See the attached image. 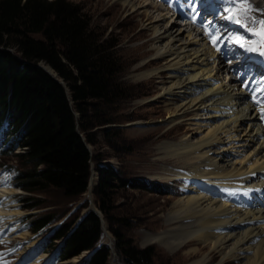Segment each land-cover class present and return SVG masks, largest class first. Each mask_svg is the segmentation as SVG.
Here are the masks:
<instances>
[{
	"label": "trees",
	"instance_id": "obj_1",
	"mask_svg": "<svg viewBox=\"0 0 264 264\" xmlns=\"http://www.w3.org/2000/svg\"><path fill=\"white\" fill-rule=\"evenodd\" d=\"M111 49L114 46L104 47L85 14L68 0H0V123L7 121L16 133L8 149L20 148L15 157L24 171L17 186L24 192L36 194L52 188L72 200L87 192L92 160L87 148L92 144L89 132L104 123L96 102L114 94L117 72ZM42 64L63 84L40 68ZM95 172L97 208L109 225L115 252L124 264H152V250L137 248L124 235L127 221L112 216L116 188L144 187L122 179L112 167L98 166ZM21 202L29 210L41 206L34 196ZM79 219L80 215L66 219L54 231L51 241H63V261L94 250L102 236V221L96 213ZM54 221L55 217L43 214L30 225L41 230ZM110 256V248L101 245L85 264H109Z\"/></svg>",
	"mask_w": 264,
	"mask_h": 264
},
{
	"label": "rangeland",
	"instance_id": "obj_2",
	"mask_svg": "<svg viewBox=\"0 0 264 264\" xmlns=\"http://www.w3.org/2000/svg\"><path fill=\"white\" fill-rule=\"evenodd\" d=\"M68 1L75 4L85 14L90 22V28L92 29L94 36L101 40L104 47L114 46V49H111L109 52L114 63V69L117 72L113 77L114 94L110 95L105 101L96 102L97 111L100 113L101 120H103L102 122L104 123L101 125H94L93 129L89 132L91 134L92 144L88 143L87 148L92 160L90 163L91 176L87 192L81 197L72 200L64 197L61 191L52 188L36 194L26 193L18 187L12 189L13 191H11L14 196L18 198L20 197L19 199H11L12 202H17L23 198L34 196L41 203V206L37 209L26 210L23 209L26 204L20 202V204H18L20 210L14 209L17 205L14 207L11 206L12 209L9 208V210L18 211L16 213L20 215L19 217L26 216L29 220L45 214L55 217V221L42 233H37L35 235H28L25 233V235H28L27 237H32L30 244L20 243L22 240L16 242L15 239L9 242H4V234L1 233L0 264H20V260L21 263L24 261L27 263L28 259L31 256L34 257L36 253V250L33 252L30 250L31 247H34L43 241L49 234V231L63 221L70 211L80 203L82 205L80 207L78 206L79 208L77 207L67 219L70 218L71 220L79 215L82 216L90 208L98 211L97 199L94 195V188L97 183L95 168L98 166L112 167L118 174H120L122 179L133 181L134 185L140 184L144 187V189H132L127 186L124 188H116L112 193L111 206L114 212L112 216L127 221L128 227L123 229L124 235L127 239L131 240L137 248H150L152 250L154 253L152 264H191L193 261L204 256L207 257L206 261L208 260V262L214 257V260L210 262L211 264H222L221 257L219 254L212 251V246H210V244L204 249L202 248L203 244H192L176 250L174 253H169L162 246H159L154 242H147L150 238L158 235H167L170 229L182 223H169L173 212L171 208H173V204L178 202L182 196L175 197L173 195H168L162 192V189L165 183H169L170 180L173 179V176L171 175L172 172L174 173L179 168L188 169V165L197 161L195 160L197 153L187 155V157H178L174 155L173 157L176 156V158H170V163H158V158H162L166 155L164 152H158L156 150L160 144L164 143L163 141L162 143L155 144L153 147L155 152L152 154V157L149 156L147 159L148 154L146 153L145 148L148 141L146 140L145 135L148 132H146V130L150 129L149 131H153L151 140H155L159 133L170 130L165 139V142L167 143H180L183 142L185 138L191 139L192 142H198L203 140L209 131V128L206 126L207 124L200 120L188 122V126L185 125L172 128L170 121L177 116L175 117V114L167 116L168 109L172 108L166 106L167 103H165V100L167 98L161 96L160 91H158L160 88L158 79L141 82L135 80L134 75L141 73H135V69L155 58V56L151 55L153 49V42L151 40L154 38V35L149 27H151L152 24L148 25V22L140 21V10L137 12L124 11L123 9L119 10L117 7H112L108 0ZM149 1L160 7L158 13L165 18L168 17L163 22L161 21L158 23L159 28L162 32L167 30L175 40L181 39L182 41V39H184V34L182 36H179V34L180 31L182 32L185 30L176 23L173 16H170V14L166 12L168 6H171L176 11L182 12L184 17L186 15H191L195 21L200 19V15L192 12L193 8H197V11L200 13V7L195 3L191 4V2L187 0ZM200 1H205L207 3L213 2L215 7H210V11H215L216 7L222 10L221 14L227 11L226 5L222 0ZM195 2L198 3V1ZM184 3H188L190 5L189 8H187ZM260 4L257 2L255 3V5L263 11ZM240 7H243V5H240ZM143 10H147L151 13L154 12L147 8L141 9V11ZM208 16H210V14L205 15L206 18L202 16V20H207V22H209L211 18ZM154 18H156L155 21H160V17H158L157 14L154 15ZM170 18H172V20ZM218 18L221 19L216 20ZM255 19L264 20V18L261 17H256ZM224 21L225 20L222 17L217 16L214 17V23H210L214 26L215 24H222ZM198 23L205 26V22L198 21ZM247 26L248 25L246 24L245 27ZM214 27L216 28V26ZM183 28L187 29V25ZM239 29L242 31L244 28L240 27ZM191 31L193 38L196 37V35L199 36L198 31ZM253 31L259 32L260 27L257 26ZM245 35L249 36V33L245 32ZM31 37L34 39H41L40 35H31ZM251 38H255V36H251ZM255 41L256 39H251L249 42L255 43ZM174 44L179 46L181 42H175ZM11 51L13 52L14 50ZM164 62L165 60H162L159 64L148 67L145 70L151 71L160 68L164 66ZM218 78L223 84H227V80L224 79L223 75H220V73ZM248 84L249 83L246 85ZM92 121L96 123L94 119H92ZM156 129L161 130L156 133L154 132ZM238 145L239 143L220 144L217 146V151H221L219 153L220 155H223L229 163L235 164V167L242 171L245 170L249 165L248 163L251 162V158H247V156L254 147L242 148L238 147ZM223 149L226 150L222 151ZM16 153L17 152H13L9 156H0L1 170L4 169L6 164H8L17 167L19 172L24 171L23 163L19 162L15 157ZM184 174L188 175L189 173ZM4 180H9V178H5ZM17 181L18 179L15 182L17 183ZM184 186H186V184H184ZM0 187L9 189L5 186ZM198 187L201 186L198 184ZM155 189H160L161 192L155 193ZM201 189L202 187L198 188L200 192H202ZM184 194H186L185 189ZM209 194H218L223 197V194L221 193L212 192ZM216 201L218 202V200ZM0 202H2L0 205L3 204V208H8L5 206V200ZM183 222H188V220ZM5 224H7V222L1 221L0 228ZM108 226V223L104 220V226L102 224L104 231L103 243L111 248L109 264H124L121 257L115 252V240L109 232ZM17 230L16 227L11 232ZM21 235L22 234H20V236ZM62 243V240L57 242L48 240L45 247L47 248L45 250V255L40 256L41 259L37 261V264L54 263L53 253ZM193 248H199L200 251L198 257L192 259L187 257L186 253ZM19 249L22 251L20 252L21 254L18 252ZM25 252L29 253L26 254L25 258L21 259L22 254ZM29 255L31 256L29 257ZM82 255L83 254H80L79 256L62 261V264H66L74 258H78ZM85 256L86 255H84V258ZM84 258L79 264H85ZM28 264H32V262H29ZM227 264H239V261H230Z\"/></svg>",
	"mask_w": 264,
	"mask_h": 264
},
{
	"label": "bare ground",
	"instance_id": "obj_3",
	"mask_svg": "<svg viewBox=\"0 0 264 264\" xmlns=\"http://www.w3.org/2000/svg\"><path fill=\"white\" fill-rule=\"evenodd\" d=\"M108 1L112 7H117L119 10L131 12L140 10V21H146L148 25L152 24L149 27L154 35L151 40L153 42L151 55L155 58L138 66L135 73H141L134 75V78L139 82L158 79L160 87L158 91L161 96L167 98L166 106L172 108L168 109L167 116L173 114L175 117L177 116L170 121L171 127L188 126V122L200 120L205 122L209 128L207 136L203 140L192 142L191 139L185 138L180 143L165 142L170 130L159 133L155 140H151L153 131L146 130L148 132L145 135L148 141L145 148L148 154L147 159L149 156L152 157L155 152L153 148L155 144L163 141L164 143L160 144L156 150L164 152L166 155L158 158V163L168 164L170 158L187 157V155L197 153V157L195 156L197 161L188 165V175L175 172L171 174L172 176L186 175L187 177L184 179L186 180V186H184L186 194L173 204V208H171L173 212L169 220V223L173 224L182 223L170 229L167 235H158L150 238L147 242H154L169 253H174L176 250L192 244H203V249L210 244L212 251L221 257L222 264H227L230 261H239V264H264L263 192L256 191V195L259 196L257 211H245L244 205L241 206V210H238L234 205L220 204L202 193H212L213 187L209 185L235 189L239 185L245 186V182L251 184L249 189L252 190L256 186L257 180V177L252 173H261L264 170V94L261 93V89L264 88V71L247 61L249 59L244 57V53L240 52L238 46L232 45L236 43L235 41L225 40L229 36L244 37L242 42L252 44L257 48V51H246L247 56L257 54L259 58L262 57L259 55V51L264 50V45L249 42L257 37L251 38L250 35H245V28L241 31L238 26H235L230 32L226 27L230 21L225 17L229 14L236 15L244 24L243 18L238 16L240 10L238 4H241V0H235V3L222 0L227 8V11L222 14V10L218 7L215 11H210V7H215L213 2L197 0L200 8L206 7L202 16L206 18L207 13V15L211 14L210 22L212 24L214 17L220 14L226 21L225 24L214 25L218 28L215 33H221V35H216L219 41L216 45L219 53L216 48L208 45L207 40L198 38L197 35L193 38L189 26H187L189 30L180 31L179 36L184 34L182 41L181 39L175 40L167 30L162 32L158 23L168 17L165 18L158 13L160 7L149 0ZM256 2L261 3L263 11L255 5ZM247 3L255 9L248 14L250 17L264 18V0H247ZM143 8L151 9L154 12L141 11ZM155 14L160 17V21H155ZM170 19L172 20V18ZM247 25V28H251V24ZM175 42H181V44L176 46ZM228 47H230L229 53L226 52ZM162 60H165L164 66L151 71L145 70L159 64ZM221 67L228 72L237 74V81H243L247 77L252 82L241 86V88L235 87L233 81L230 80L227 81V84H223L218 78ZM160 130L156 129L154 132L158 133ZM228 143H239L238 147L242 148L254 147L247 156V158H251V162L248 163L245 170L237 169L235 164L229 163L223 155L219 154L221 151H217L218 145ZM174 155L176 156L173 157ZM197 180L201 183L199 185L202 187V192L198 190ZM11 190L0 187V198L3 199L13 194V190ZM16 212L18 211H12L3 208V204L0 205V218L7 215H18ZM251 212L256 215H251ZM185 220L188 222H183ZM24 235H19V237L29 234ZM199 251V248L190 249L186 256L193 259L198 257ZM84 255L86 254L83 253L82 256L74 258L66 264H79ZM206 259L207 257L204 256L191 264H207L213 261L214 257L209 262Z\"/></svg>",
	"mask_w": 264,
	"mask_h": 264
},
{
	"label": "snow or ice",
	"instance_id": "obj_4",
	"mask_svg": "<svg viewBox=\"0 0 264 264\" xmlns=\"http://www.w3.org/2000/svg\"><path fill=\"white\" fill-rule=\"evenodd\" d=\"M229 3H235V0H229ZM241 5H243V7H240V10L238 12V16L243 18V20L245 22L244 24L241 23V19H238L236 16H233L231 14H229L225 18L227 20H229L230 22L235 23V24L239 25L240 27L245 28V31L248 32L249 35L257 37V39L255 41V43L257 45H264V20L255 19V18L250 17L248 15L252 11H255V9L247 3V0H241ZM193 11H195L194 8H193ZM246 24H251V28L245 27ZM257 26L260 27V31L259 32L253 31ZM205 27H208V26L205 25ZM228 39L230 41H235L236 43L239 44V46L241 48H244L246 51H257V48L253 47L252 44H246V43L242 42L245 39L244 37L229 36ZM211 42L215 46L217 43V38L213 37ZM259 55L264 56V50L259 51ZM0 203H2V202H0ZM0 219H3V218H0Z\"/></svg>",
	"mask_w": 264,
	"mask_h": 264
},
{
	"label": "water",
	"instance_id": "obj_5",
	"mask_svg": "<svg viewBox=\"0 0 264 264\" xmlns=\"http://www.w3.org/2000/svg\"><path fill=\"white\" fill-rule=\"evenodd\" d=\"M39 67L40 68H42L43 70H45L48 74H50L51 76H53V78H55L56 80H58L57 79V75L55 74V73H53V71L51 70V68L50 67H48V66H45V65H39ZM59 81V83H61V84H63V81H61V80H58ZM65 86V85H64ZM89 187V186H88ZM81 205V203L78 205V206H80ZM78 206H76V207H78ZM89 212H94V213H96L97 215H98V217H100V219H101V221H102V224L104 223V220H103V217H102V215H101V213H100V211L98 210V211H96V210H94V209H92V208H90L89 210H87L82 216H81V219L84 217V215H86L87 213H89Z\"/></svg>",
	"mask_w": 264,
	"mask_h": 264
}]
</instances>
